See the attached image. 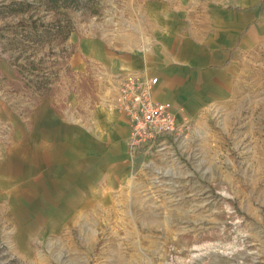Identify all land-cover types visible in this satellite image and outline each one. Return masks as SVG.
I'll list each match as a JSON object with an SVG mask.
<instances>
[{
	"label": "rangeland",
	"instance_id": "1",
	"mask_svg": "<svg viewBox=\"0 0 264 264\" xmlns=\"http://www.w3.org/2000/svg\"><path fill=\"white\" fill-rule=\"evenodd\" d=\"M24 1L0 0V264H264V0L249 50L173 102L174 136L136 151L119 128L117 81L87 52L103 28L112 44L128 24L123 0L72 12L59 54L26 25L48 22L42 6L9 14ZM54 114L68 146L17 145ZM23 147L31 159L13 158ZM13 159L11 179L1 167ZM43 166L58 176L51 187Z\"/></svg>",
	"mask_w": 264,
	"mask_h": 264
},
{
	"label": "crops",
	"instance_id": "2",
	"mask_svg": "<svg viewBox=\"0 0 264 264\" xmlns=\"http://www.w3.org/2000/svg\"><path fill=\"white\" fill-rule=\"evenodd\" d=\"M245 2L246 0H123L121 10L115 7L119 13L117 21L121 14L127 13L128 24L118 21V26L112 30V44L109 34H106L109 32H104L106 29L103 28L102 36L97 37L98 49L88 50V56L101 64L105 80L157 76L159 83L153 90L154 98L172 105L176 99L189 94L196 84H208L210 75L230 63L233 64L240 50H249V39L257 35V29L249 27V23L257 18L259 8L254 6L255 0L251 1L252 7H247ZM119 115L124 126L119 127L120 131L126 133L127 137L129 126L123 115ZM60 119L56 114L43 117L39 122H48V128L38 129L37 138L31 143L27 136L33 131L23 129V139L17 145L39 148L44 144L68 146L66 140L69 137L65 135ZM27 150L26 147H23V151L15 149L12 157L20 155L15 154L16 152H24L25 159H31ZM43 155L46 159L51 157L49 151H45ZM104 157L107 159L105 154ZM13 160L11 164L1 167V171L11 179L19 171L13 165L19 159ZM105 163H109L108 160ZM43 167V170H37L36 173L40 178L45 177L44 180L51 187L58 176L54 175L53 167ZM29 170L30 173L34 171L31 167ZM111 181L108 175L104 179L106 184ZM93 185L91 182L88 194L86 190L83 192L86 193L85 196L91 197L96 192Z\"/></svg>",
	"mask_w": 264,
	"mask_h": 264
},
{
	"label": "built area",
	"instance_id": "3",
	"mask_svg": "<svg viewBox=\"0 0 264 264\" xmlns=\"http://www.w3.org/2000/svg\"><path fill=\"white\" fill-rule=\"evenodd\" d=\"M158 83L157 76L124 77L117 81L116 109L129 126L126 140L132 151L174 136L178 130L177 113L171 104L153 96Z\"/></svg>",
	"mask_w": 264,
	"mask_h": 264
},
{
	"label": "trees",
	"instance_id": "4",
	"mask_svg": "<svg viewBox=\"0 0 264 264\" xmlns=\"http://www.w3.org/2000/svg\"><path fill=\"white\" fill-rule=\"evenodd\" d=\"M18 4L23 5L24 8L20 9L17 6H14ZM11 5L13 6L9 7V14L24 11L25 7H29L30 5L38 7L42 6L43 9H45L49 14V20L47 23L40 22V24H37L36 20L29 16L30 22L26 25L31 33L37 34L38 37L41 36L45 42L47 40V47L54 54H57L53 51L54 46L60 47L58 54L63 50L61 47L67 41L73 28L72 12L79 11L82 14L89 13L91 15H97L100 11V8L97 7V0H32L30 3L26 0ZM43 40H37L36 44L39 42L38 46L43 45ZM30 64H32V62ZM21 69L25 70V67H21ZM38 74L40 73L38 72ZM46 83L47 81H41L42 86L47 88Z\"/></svg>",
	"mask_w": 264,
	"mask_h": 264
}]
</instances>
